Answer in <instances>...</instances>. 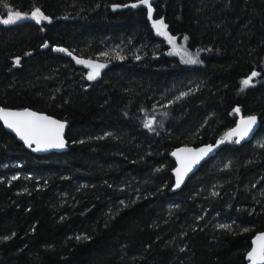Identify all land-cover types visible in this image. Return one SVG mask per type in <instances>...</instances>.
<instances>
[{"label": "trees", "instance_id": "1", "mask_svg": "<svg viewBox=\"0 0 264 264\" xmlns=\"http://www.w3.org/2000/svg\"><path fill=\"white\" fill-rule=\"evenodd\" d=\"M149 5L198 63L168 53ZM9 8L48 19L0 23V108L68 125L65 150L38 154L0 123V264H248L264 233V0H0V19ZM57 47L104 67L89 80ZM239 115L258 123L242 143L227 136ZM217 140L171 192L169 153Z\"/></svg>", "mask_w": 264, "mask_h": 264}, {"label": "snow or ice", "instance_id": "2", "mask_svg": "<svg viewBox=\"0 0 264 264\" xmlns=\"http://www.w3.org/2000/svg\"><path fill=\"white\" fill-rule=\"evenodd\" d=\"M141 3L148 5V0H141ZM135 6L136 5H133V7ZM148 15L151 19L152 8L150 5L148 6ZM24 18H26V14H23L19 11H14L9 8L7 12V18L0 19V23L5 25L14 24ZM31 18L35 19L37 23L48 19V17L44 16L39 8H36L31 12ZM153 27L156 28L159 35L167 36L169 42L174 43L175 38L168 36V33L166 32L167 25L164 24L163 20L155 21L153 23ZM184 39L186 40L187 37H184ZM60 51L65 50L60 49ZM69 55H71V53H69ZM185 55L188 56V60L186 62H197L192 58L190 53L185 52ZM18 62L19 61H17V63ZM77 63L86 64L93 69V71L88 75L89 80L95 79L99 75V69L104 67V65L92 64L90 61L78 60ZM257 75L258 73L253 72L248 79L242 81V85L248 86L252 77ZM236 111L238 112L239 109H236ZM0 120H3L7 127L16 131L20 138L29 144V146L35 143L37 150L42 147H64V142L60 135L64 125L59 121L51 119L50 117L38 115L37 113L31 112L29 110L9 111L4 108H0ZM255 122L256 117L254 116L249 117L247 120H242L241 125L238 126L237 129H234L232 133H229V135L237 134L241 137L246 136ZM151 124L152 121H148L146 122L145 127L150 128ZM210 150L211 148L199 149L195 151L192 149H180L178 153H173V155L177 156V159L180 160L181 163V167L176 169L177 186H179L183 176L191 170L192 164L198 162L202 155L206 154V152ZM182 153H191V157L186 159L181 156ZM254 243L257 246L248 253V259L252 261V264H257L258 261L260 264H264V234L256 237V241H254Z\"/></svg>", "mask_w": 264, "mask_h": 264}, {"label": "water", "instance_id": "3", "mask_svg": "<svg viewBox=\"0 0 264 264\" xmlns=\"http://www.w3.org/2000/svg\"><path fill=\"white\" fill-rule=\"evenodd\" d=\"M1 108H3V107H1ZM4 109L9 110V111H24V110H29L31 112L37 113L38 115L47 116V117H50L53 120H56V121H59L60 123H62L64 125V128H63V130H62V132H61L60 135H61V138H62V140L64 142V147H62V148H57V147H47V148H44V147H42L39 150H37V146H36L35 143H33V144H31V146H29V144H27L23 139L20 138V136L16 133V131H14L12 128L7 127L6 124L4 123V121L3 120H0V123L2 124L3 128L6 131H8L11 134H13L16 137V139H17L18 142L26 145L27 147H32L34 149V151H36L38 154H47V153H50V152H61V151L65 150V147L67 145V141L65 139V133H66L67 125H68L66 121H63V120L58 119V118H55V117H53L51 115H48V114H46L44 112L35 111V110L29 109V108H21V109L4 108ZM249 117H252V116H241V115H239L238 118H237V120H236V122H235V124L227 131V136L229 138L236 139L240 143L250 140L252 138L254 132L256 131L257 127H258L257 121L252 126L251 130L248 132V134L246 136L241 137L240 135H237V134L229 135V133H232L234 129H237V127L241 125V121L242 120H247ZM223 144H224V141L223 140H217L214 143H205V144H201V145H198V146L181 145V146H178V147L174 148L169 153L170 158L174 162V167L171 170V174L173 176V185L171 187V192L178 191L183 186V184L185 183V181L187 180V178L190 175H192L205 160H207L209 157H211L212 155H214L217 152V150H219V148L223 146ZM208 148H211V150L210 151H207L206 154L202 155V157L198 160V162L192 164L191 170L188 171L183 176L182 180L179 183V186H177L176 169L181 167V163H180V160L177 159V156L173 155V153H178V151L180 149H192V150L195 151V150H199V149H208ZM181 156L187 159V158H190L191 157V153H182ZM261 234H264V233H261ZM261 234L255 235L253 237L252 241H251V246H250V248H249V250L247 252L248 264H252V261L248 259V253L251 252L252 249L257 246L254 243V241H256V237L260 236ZM257 264H260V262L258 261Z\"/></svg>", "mask_w": 264, "mask_h": 264}, {"label": "rangeland", "instance_id": "4", "mask_svg": "<svg viewBox=\"0 0 264 264\" xmlns=\"http://www.w3.org/2000/svg\"><path fill=\"white\" fill-rule=\"evenodd\" d=\"M23 14H25V13H23ZM5 18H7V15L5 16ZM30 18H31V14H26V18L21 19V20H19L17 22H20V21H23V20H27V19H30ZM159 20H162V19H151V25H152V28L154 29L155 34L158 35L159 37H161L162 39H164V41L168 44V53L170 55H172V56L177 57L178 59H180L182 62H184L186 64L193 65V64L198 63L199 62L198 51H193V50L189 49V47L187 46V42H186L187 39L185 40L184 36L180 37V36L172 35V34H170L168 32V30L166 28V32L168 33V36H171V37L175 38L174 43H170L168 38H167V36H162V35H159L157 33L156 28L153 27V23L155 21H159ZM60 49H64V48L57 47L56 50L60 51ZM61 52L65 53V54H69L66 50L65 51H61ZM185 52L190 53L192 55V58L195 59L197 62L196 63L186 62L188 60V56L185 55ZM70 56L73 57V59L75 60L76 63H77L78 60H83V61H90L92 64L102 65L99 62L78 58V57H76V56H74L72 54ZM78 64L83 65L86 68L87 77H88L89 73L93 71V69L91 67L87 66L86 64H81V63H78ZM99 71H100V69H99Z\"/></svg>", "mask_w": 264, "mask_h": 264}]
</instances>
